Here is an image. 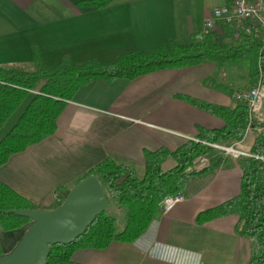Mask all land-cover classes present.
Masks as SVG:
<instances>
[{"label": "crops", "instance_id": "crops-1", "mask_svg": "<svg viewBox=\"0 0 264 264\" xmlns=\"http://www.w3.org/2000/svg\"><path fill=\"white\" fill-rule=\"evenodd\" d=\"M84 1L89 0H0V66L30 68L35 52L50 68L65 56L73 65L111 64L127 53L171 42L186 45L203 39L213 11L205 8V0H117L105 9L80 7ZM213 77L226 84L225 65L158 71L133 81H95L67 102L54 135L0 168V181L38 210H52L106 159L133 166L143 178L146 151L174 152L199 141V128L224 127L222 120L178 98L233 106L234 94L241 91L212 89L207 81L216 82ZM249 135L238 144L252 148L255 129ZM174 167L172 158L163 164L164 171ZM242 178L239 164L224 159L213 172L191 180L185 201L155 219L136 243L79 251L73 259L78 264H249L250 243L235 234L237 216L197 222L200 213L236 198ZM28 228H0V256L11 254Z\"/></svg>", "mask_w": 264, "mask_h": 264}, {"label": "trees", "instance_id": "trees-1", "mask_svg": "<svg viewBox=\"0 0 264 264\" xmlns=\"http://www.w3.org/2000/svg\"><path fill=\"white\" fill-rule=\"evenodd\" d=\"M115 1L89 0L78 5L105 9ZM252 58L258 61L254 76L264 83V46L251 38H244L234 45L220 33L212 31L206 33L201 41L194 40L186 45L171 42L150 52L127 53L111 64L93 61L73 65L65 56L58 66L50 68L41 63L35 52L31 71L25 67L0 66V131L30 98L16 123L0 140V168L12 156L54 135L67 102L95 81H133L158 71L193 68L205 63L222 67ZM178 98L222 120L224 127L217 130L199 128V142L188 141L174 152L165 148L146 151L143 178L138 177L133 166L118 164L112 159H106L90 170L81 180L92 175L99 179L110 208L116 206L125 210V227L118 232L116 218L110 212L104 213L72 244L51 246L48 264H78L73 258L79 251H102L115 242L136 243L148 232L167 197L183 193L191 180L213 172L223 162L221 156H213L216 152L206 143L230 146L244 139L249 124V113L244 104L236 102L231 107H224L189 96ZM258 127L263 131L255 138L251 153L263 160H239L243 170L239 195L197 217L199 224H205L237 216L235 234L250 243L249 264H264V124H257ZM203 156H210L212 164L199 172H188L194 161ZM168 158L176 162V167L164 171L163 164ZM23 209L38 210L0 181V228L12 232L30 226L31 220L13 213Z\"/></svg>", "mask_w": 264, "mask_h": 264}, {"label": "water", "instance_id": "water-1", "mask_svg": "<svg viewBox=\"0 0 264 264\" xmlns=\"http://www.w3.org/2000/svg\"><path fill=\"white\" fill-rule=\"evenodd\" d=\"M109 211V200L94 175L78 182L55 209L13 211L31 224L16 249L0 256V264H48L51 246L72 244ZM163 213L161 209L155 219Z\"/></svg>", "mask_w": 264, "mask_h": 264}, {"label": "built area", "instance_id": "built-area-1", "mask_svg": "<svg viewBox=\"0 0 264 264\" xmlns=\"http://www.w3.org/2000/svg\"><path fill=\"white\" fill-rule=\"evenodd\" d=\"M205 30L206 33L216 31L228 37L234 45L244 38H251L264 46V0H230V5L214 8L205 21ZM234 99L244 104L248 110L249 124L246 134L253 129L257 134L261 133L262 129L256 128V125L264 124V83L262 79H257L251 88L235 93ZM206 145L234 161L247 158L263 160L262 157L252 154L251 148L247 149L238 143L230 146L212 143H206ZM209 162L208 156L199 157L194 161L190 171L201 170ZM184 201V193L169 196L163 201L162 209L164 213H168Z\"/></svg>", "mask_w": 264, "mask_h": 264}, {"label": "rangeland", "instance_id": "rangeland-1", "mask_svg": "<svg viewBox=\"0 0 264 264\" xmlns=\"http://www.w3.org/2000/svg\"><path fill=\"white\" fill-rule=\"evenodd\" d=\"M204 5H205V8L209 9V10H212V9H214L216 7L225 6V4L223 3L222 0H205V4ZM226 5H228V4H226ZM194 6H195V9H197V6L196 5H194ZM223 37H225V36L223 35ZM225 40L230 42L228 37H225ZM225 68H226V70L228 71V74H229V77H228L229 79H228L227 83L223 84L218 79V77H213L214 79L217 78L216 82L213 81V80H208L207 81V85L209 87H211L212 89H214V88L215 89H222V87H224V88H226L228 90L244 91V90H247V89L251 88L255 84V82L257 80L256 77L254 76L257 73V69H258L257 58L246 59V60H242V61H238V62H230L227 65H225ZM28 69H29V71H31L32 67H30ZM250 85H251V87H250ZM29 101H30V98L27 99L24 102L22 107L15 113V115L11 118V120L0 131V140L4 137L5 133H7V131L12 128L14 123L17 121L19 116L24 111V109L27 106V104L29 103ZM259 128H261V127H259ZM261 129L263 131V128H261ZM261 133H258V134L256 133V134L258 136ZM249 138H250V135L247 136L245 138V140L246 141L250 140ZM213 156H221V158H223V160L224 159H229V157H226V156H224V155H222V154H220L218 152L213 154ZM208 157L210 158V156H208ZM235 162L238 163L239 161H235ZM211 164L212 163H211V159H210L209 164L205 168H208ZM190 168H192V167H190ZM190 168L188 169V172H199V171L205 169V168H203L201 170H192V171H190ZM164 169L168 170L170 168H168V166H165ZM109 212L116 218L117 231L121 232L124 229L125 223H126L125 210L123 208H117L116 206H113V207L110 208Z\"/></svg>", "mask_w": 264, "mask_h": 264}]
</instances>
